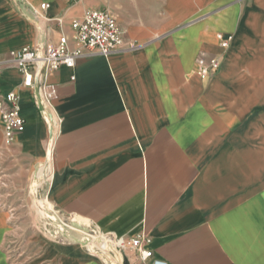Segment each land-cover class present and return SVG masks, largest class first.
I'll return each instance as SVG.
<instances>
[{
    "label": "crops",
    "instance_id": "1",
    "mask_svg": "<svg viewBox=\"0 0 264 264\" xmlns=\"http://www.w3.org/2000/svg\"><path fill=\"white\" fill-rule=\"evenodd\" d=\"M90 9L116 17L124 44L49 76L51 142L18 71L0 76V98L20 96L25 119L9 148L0 122V264L18 226L32 229L28 195L49 147L51 210L148 240L150 259L125 249L120 264H264V0H0V62L73 37ZM218 34L232 37L226 51ZM203 53L223 57L212 77L195 74ZM24 241L26 264L65 263L64 247ZM71 252L73 264H101Z\"/></svg>",
    "mask_w": 264,
    "mask_h": 264
},
{
    "label": "built area",
    "instance_id": "2",
    "mask_svg": "<svg viewBox=\"0 0 264 264\" xmlns=\"http://www.w3.org/2000/svg\"><path fill=\"white\" fill-rule=\"evenodd\" d=\"M47 8V4L40 6L42 12ZM72 28L73 37L61 35L56 44L47 45L40 50L33 47L12 50L0 62V76L5 68L14 67L22 78L19 87L34 92L35 105L50 125V142L54 134L53 127L57 121L54 122L47 112L51 99L56 96V87L49 83V76L61 67L72 68L80 57L95 54L108 56L118 52L124 44V32L116 17L107 9L86 11L80 21L72 23ZM217 40L219 47L226 51L232 42V37L218 34ZM222 58L221 54H201L195 62V74L201 78L214 76L221 67ZM0 122L4 148H9L13 137L21 133L25 126V119L20 108V96L13 91L0 98ZM96 233L97 236L101 235L114 241L111 247L116 251L133 249L138 253L141 261L152 257V252L145 248L148 240L144 236L127 240L123 237L103 235L97 231ZM153 264L161 263L154 262Z\"/></svg>",
    "mask_w": 264,
    "mask_h": 264
},
{
    "label": "rangeland",
    "instance_id": "3",
    "mask_svg": "<svg viewBox=\"0 0 264 264\" xmlns=\"http://www.w3.org/2000/svg\"><path fill=\"white\" fill-rule=\"evenodd\" d=\"M137 1V0H136ZM42 191L44 188H41ZM30 191V190H29ZM31 203H32V213L34 218V224L32 229L30 226H18V236L16 241L9 242L7 244V251H9L11 256V264H26L27 257L24 254V246H25V237L28 235H33L35 239H38L39 242L41 239L50 243V251H57L58 248H65V263L63 261L61 264H73V250H75L83 260L86 259H94L97 260L101 264H107L105 260L98 255L92 254L88 251L86 245L82 244H65L60 241L61 236L58 234V227L56 224L52 223L50 220L46 218V216H42L35 202V195L33 192H30L29 195ZM54 212H57L56 210ZM64 219L69 217L63 216ZM91 227V226H90ZM93 229V227H91ZM109 240V239H108ZM110 258V264H120L121 263V252L114 250L111 245L108 249L105 250ZM119 259V260H118ZM87 261V260H86ZM116 261V262H115ZM52 264V263H51ZM56 264V261L55 263Z\"/></svg>",
    "mask_w": 264,
    "mask_h": 264
},
{
    "label": "bare ground",
    "instance_id": "4",
    "mask_svg": "<svg viewBox=\"0 0 264 264\" xmlns=\"http://www.w3.org/2000/svg\"><path fill=\"white\" fill-rule=\"evenodd\" d=\"M108 57V56H107ZM248 77V76H247ZM240 98V97H239ZM51 157V147H49L47 152V157L44 163L42 175L33 182L32 192L35 195V205L38 208L39 213L42 216L48 217L50 220L54 221L60 227V232L62 237V242L67 244H81L86 243L88 251L95 254V251L103 254L105 257L109 258L106 253V249L113 244L109 238L98 235L94 236L89 231H86L83 227H90L74 218L69 217V224L63 222L62 217L56 215L54 210H51L49 206L45 203V194L42 195V185L47 181V173L49 168V161ZM43 181V182H42ZM42 182V183H41ZM41 183V185H39ZM109 239V240H108ZM92 248L94 251H92Z\"/></svg>",
    "mask_w": 264,
    "mask_h": 264
},
{
    "label": "water",
    "instance_id": "5",
    "mask_svg": "<svg viewBox=\"0 0 264 264\" xmlns=\"http://www.w3.org/2000/svg\"><path fill=\"white\" fill-rule=\"evenodd\" d=\"M39 50L41 49V48H38ZM49 134H50V136H51V131L49 132ZM45 194V191H42V195H44ZM55 214L56 215H59V216H61L62 217V220H63V222H65V223H68L69 224V220H68V218L67 219H64V215L61 213V212H59V211H57V212H55ZM48 220H50L48 217H46ZM52 223H54V224H56L54 221H52V220H50ZM57 225V227H58V234H60V236H61V239H60V241L62 242V235H61V232H60V227H59V225L58 224H56ZM86 231H89L92 235H94V236H97V233H96V231L94 230V229H92L91 227H83ZM62 243H64V242H62ZM65 244H67V243H65ZM82 245H86V243H81Z\"/></svg>",
    "mask_w": 264,
    "mask_h": 264
}]
</instances>
